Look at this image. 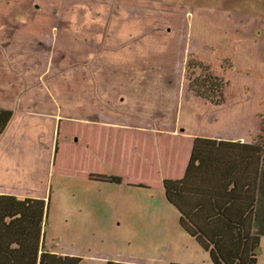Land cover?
Segmentation results:
<instances>
[{"label":"rangeland","instance_id":"rangeland-1","mask_svg":"<svg viewBox=\"0 0 264 264\" xmlns=\"http://www.w3.org/2000/svg\"><path fill=\"white\" fill-rule=\"evenodd\" d=\"M102 1L0 0V62H4L0 63V149L18 163L26 159V167L20 170L26 171L22 178L37 167L40 169L33 173L36 183L45 181L49 172L52 176L48 208L42 197H22L24 184L14 186L13 195L0 198V230L8 225L5 217L13 216L14 232L26 240L21 252L28 254L27 264H35L38 232L44 226L48 246L67 253L76 251L82 264H106L107 260L212 264L209 252L181 226L179 213L166 199L162 178L151 162L161 151L177 158L185 156L190 139L188 135L176 139L175 130L181 135L263 138L264 0H128L129 12L124 16L118 12L115 19L128 16L125 22L130 20L131 27L123 33L136 36L132 38L136 42L130 41L136 50L133 56L154 57L160 70L145 78L122 75L128 92L108 91L110 102L128 97L137 104L115 114L143 118L146 130L114 128L111 136L115 142L119 139L118 146L128 147L129 154L123 156L124 161L115 155L105 165V173L124 177L118 178L121 184L110 182L107 186L94 180L102 177L92 173L97 171L96 162L88 146L89 126L106 109L99 99L105 93L102 86L107 76L92 71L106 65V57L93 60L88 56L91 52L96 55L88 50L89 29L95 19L107 18L95 7ZM122 1L113 0L115 13L116 3ZM138 17H144L145 22L132 25L131 20ZM138 24H145L140 34ZM107 28L96 35L105 36ZM114 33L119 37L122 26H115ZM41 35H61L65 46L73 42H65L64 36L79 37L82 58L72 49H52L57 48L59 39L50 45L40 44ZM33 44L35 56L28 59ZM191 60L209 66L225 83L221 104L198 96L189 87V75L205 74L198 66L188 68ZM111 78V83H117L118 76ZM58 119L59 128L54 131L51 126L49 130L46 123ZM15 122L29 129L22 133L25 142L28 138L26 147ZM181 142L178 156L173 148ZM137 148H141L139 159ZM20 171L12 173L13 178H19ZM142 182L151 188L141 186ZM39 186L45 191V185ZM101 191L103 200H99ZM0 237V260L8 261L13 255L8 250L1 252L4 243ZM24 257L26 254L19 253L17 259ZM258 264H264V235Z\"/></svg>","mask_w":264,"mask_h":264},{"label":"trees","instance_id":"trees-1","mask_svg":"<svg viewBox=\"0 0 264 264\" xmlns=\"http://www.w3.org/2000/svg\"><path fill=\"white\" fill-rule=\"evenodd\" d=\"M187 66L205 69L203 76L189 75V87L221 104L225 86L221 78L201 62L191 60ZM163 185L166 199L180 213L181 226L209 252L212 264H258L264 235V136L252 143L197 136L184 177L165 179ZM82 261L81 256L44 250L39 264Z\"/></svg>","mask_w":264,"mask_h":264},{"label":"crops","instance_id":"crops-1","mask_svg":"<svg viewBox=\"0 0 264 264\" xmlns=\"http://www.w3.org/2000/svg\"><path fill=\"white\" fill-rule=\"evenodd\" d=\"M110 1L111 2H107V0H104L100 3L98 2L95 3V7L101 11L102 15L105 14L107 18L95 19V25L89 29L90 37L88 40V42H90V46L88 50H91V51L94 50L96 53V55L92 52L89 53L88 56L90 59L95 60V58L97 57H103V56L106 57V65L95 66L92 69L93 74L97 76H101V75L107 76L106 78H104L107 81V83H104L102 86V91H104L105 93L102 94L103 98L99 99V102L102 105H104L105 106L104 108L106 109H104V112L103 111L101 112V115H98L95 121L91 122L89 126L90 127L89 129L90 140H89V145H88L92 159L96 162L95 169L97 171L92 172V173L100 175L102 177V178H97L94 180H96V182L98 183L100 182L101 185L103 186H107L108 183L110 182H116L119 184L122 183L121 181L120 182L118 181V178L121 175H113V174L105 173V170H106L105 165H107L112 160V158L114 159L115 155H120V158L122 159V161H124L123 156L127 157V154H129L128 147H126V150H125V147L118 146L120 143L119 139L117 138L115 142V138L111 136V134L114 133L115 131L114 128L118 129V131L122 130L125 132L131 131V130L134 132H143L146 130V128L142 126V123L146 121L143 118L133 117L130 115L123 116V115L115 114V113H122L123 111H127L129 105H131V108H132L136 106L137 104H133V102H131L128 97H127V100L125 101H116L115 103L110 102V95L108 94V91L113 90V89L117 91L118 89V91L128 92L126 89H128L129 87H123L124 84H123L122 79L120 78V76L122 75H133V76H140V77L145 78L146 75H151V74L158 75L155 72L160 70V67L158 66L159 63L157 62L156 59H154V57L152 58L151 56L149 57V59H146L143 57L141 58L142 59L141 60L140 58L133 56L136 53V50L135 48L132 47L133 43H130V41L136 42V40L134 41L132 40V38H135L136 36L132 35L131 36L132 38H130L129 34L124 35L123 33L124 30H127L126 28L131 27L130 20H127L125 22V19H127L128 16H126V18L123 20H119L117 18L115 19V17H118V12L122 15L124 14L125 11H126V14L129 12V8H130L129 1L123 0L120 3H116L115 6L117 9V13H115V7H114L113 0H110ZM136 9L143 10L140 8H136ZM113 16H114V20H113ZM104 21H105V24L103 25ZM108 21H109V24H108ZM141 21L145 22L144 17L143 18L138 17L136 19L131 20L132 25L135 24L136 22H141ZM114 22H115V25H114ZM115 26H122V33L120 34L119 37L114 33ZM144 26L145 24L137 25L140 31L139 34L143 31ZM105 27H108L106 29L105 36L104 35L97 36L96 32L97 33L100 32L103 34ZM108 32H110L111 36L108 35ZM126 32L130 33V31H126ZM41 37H42L41 38L42 41L40 44L50 45L55 40L59 39V42L57 43V48H52V49H56V50L58 49L61 51L72 49L79 55V57H81L82 55L83 45L79 37L70 38V36H67V37L64 36V39L62 40H64L65 42H70V41L73 42L72 44H69L68 46H65L66 44L62 45L61 35H58V36L41 35ZM119 39L121 40L119 41ZM114 47H117V48H114ZM34 48H35V45L32 50L27 51V52H30V53H27L26 55L28 59L33 58L35 56ZM1 55H2V52L0 53V56ZM0 63L3 64L4 63L3 60ZM125 70L128 72H125ZM111 76H118L117 83L116 82L111 83V80H112ZM96 110L98 111L99 108H97ZM54 121L53 122L48 121V123H46L47 128L49 130L51 129V126H53L54 131L55 129L59 128L58 122H60V120L58 119ZM14 127L20 130L21 133H19V135H20L21 142H23V145L26 147L28 138L26 139V142H25L26 134H22V133H28L27 132L28 128H26L25 125L20 126V124L18 123H16ZM173 135L175 136L176 139L178 137H184L185 135H188L187 138H189L190 140L188 141L187 150H184L185 156L183 155L182 158L180 157L177 158L176 155H171L170 153L161 151L160 155L159 156L156 155V157L153 159V162L151 163L154 165L155 169H157L159 178H162V181H164L165 179H181L184 177L190 157H191L194 140L197 136L210 137V138H214L217 140L240 141L244 143H252L255 140L253 137H251V139H245V138H240V137L226 138V136H222L221 133H217L211 136L203 135V134L192 136L189 133L187 134V132H185L181 135L176 130L174 131ZM115 143L117 144L116 146H114ZM56 145H57V141L55 140V142H53V146H51V150H53V152H55ZM180 148L181 149L183 148L182 142L179 143L178 146H175L173 148V150L177 149V152L176 151H173V152H176L178 156L180 153L178 152ZM137 150H138L137 158L139 159L140 158L139 153H141V148L140 149L137 148ZM157 157L159 158L158 160L156 159ZM24 159H22L23 160L22 162L18 163L16 160L12 159V157L9 154H5L4 151L0 149V161L2 162L0 163V198L6 197L7 195L9 196L13 195L12 193H15L14 188L16 186H20L24 184L26 186L25 187L26 189H25V194L22 197H25V198L34 197V195L37 197H42L46 200L45 203L47 204V208H48L49 203H50V198H51L49 195H50V187H51L50 182H51L52 176L50 177V172H49V176L47 177L45 181H39L38 183H36L33 180L34 178L33 173L35 170L40 169L39 167H37V168H34V170L32 169L28 170L27 174L22 178V174H25L26 172V171H23V172L20 171L22 167H26V165L24 164L26 163L25 161L26 159L25 160ZM99 163H102L103 165H100ZM17 171H20L19 178H13L12 173H15ZM51 172H53V169L51 170ZM162 172L163 174L161 175ZM3 173L5 176L1 177ZM26 176H28L29 178H25ZM121 177L122 179H124L123 176ZM22 180H24L25 183H21ZM92 183L94 184L93 181ZM98 183L94 184L96 188L99 186ZM142 183L143 184L141 186L151 188L150 185L145 184L144 182ZM41 184L46 186L45 191L39 190V187H40L39 185ZM11 189L13 190L10 193ZM101 192L99 195V200L105 199L103 196V192L102 193ZM16 217L17 219H19V216H16ZM179 218H180V213H179ZM0 219H2L1 216H0ZM12 219H13V216L5 217L6 225L8 224L7 225L8 227L6 226V228H2L4 229V231L2 233V229H1L0 234L2 235V238H3L2 243H4V247L3 249H1V252L8 250L9 251L8 253H11L13 256L9 257L8 261L0 260V264H24L25 262L27 264L28 254L26 252H21V249L23 251L25 249L26 240L24 239V237L20 235V232H14V229L17 227L16 225H13V226L11 225ZM39 224L40 226L43 225L42 222H40ZM11 227L13 229L12 231L13 233L9 231ZM44 227L42 229L39 228L40 232H38V234L40 235H38V242H39L38 249L37 250L35 249L36 251L35 264H39L41 253L44 250L45 251L47 250L52 253H56L58 255H64V256L65 255L81 256L79 253H76V251L75 252L73 251L72 253L70 252L67 253V252H64V250L59 251V250L52 249V247H49L47 244V233L45 232ZM10 233H12V237L10 235L7 236V234H10ZM19 253L26 254V257L22 258V260L17 259Z\"/></svg>","mask_w":264,"mask_h":264}]
</instances>
